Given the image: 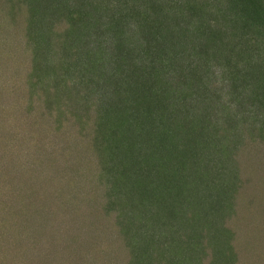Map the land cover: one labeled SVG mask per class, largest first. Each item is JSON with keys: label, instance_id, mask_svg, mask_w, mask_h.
Here are the masks:
<instances>
[{"label": "trees", "instance_id": "obj_1", "mask_svg": "<svg viewBox=\"0 0 264 264\" xmlns=\"http://www.w3.org/2000/svg\"><path fill=\"white\" fill-rule=\"evenodd\" d=\"M0 6V36L23 30L27 61L51 45L26 77L43 92L19 131L41 126L34 156L2 126L0 264H117L112 251L120 264H213L217 249L235 263L236 200L264 188V0Z\"/></svg>", "mask_w": 264, "mask_h": 264}, {"label": "rangeland", "instance_id": "obj_2", "mask_svg": "<svg viewBox=\"0 0 264 264\" xmlns=\"http://www.w3.org/2000/svg\"><path fill=\"white\" fill-rule=\"evenodd\" d=\"M1 8L2 6H0V9ZM24 15H26V17H29V14L27 12L19 14L16 19V22L18 24L24 22L25 19ZM0 30H1V26H0ZM18 30L19 29L17 28V26H15L14 30H12L10 33H6L5 35L3 34L0 36V54L1 55L5 54L4 56L0 55V145H4L2 143H4L3 133L5 132V130L2 131V126L5 123L7 125L6 131L8 133H17L16 134L17 139H19L18 134L20 135V138L21 136L23 137L24 144L21 146H23L24 149L28 150L30 154L32 153V157H33L35 151L34 149H32L33 147L32 137H34L33 135H36L37 133L40 132L41 126L37 125L38 127L36 126V129L34 128L33 131H30L28 129L25 130L23 129V131L21 130V132L19 131L20 129L23 128V122H22L23 117L27 116L31 119L33 118L35 120L39 119L38 118L39 116L37 115V111L39 112L40 110H43L42 108H40L41 101L43 100V92L40 89L39 84H34L35 83L34 80L26 79V77H29L31 74L36 73L35 71L37 70V68L47 67L45 66V63L49 57L48 46L51 45L44 43L42 49L35 51L34 60L27 61L28 58L25 56V52H24L25 46L22 45L25 43L24 42L25 40L23 39L25 38L24 31L22 30V28H21L22 31L19 30L20 31L19 32ZM77 30L78 33L81 32L80 29ZM79 37L84 38L83 36H79ZM115 43L123 44L122 41H115ZM77 44H78V39L76 45ZM126 45L129 47L130 42L126 43ZM118 48H120V46H118ZM123 50L127 52L128 50L130 51V48H128V50L126 51L124 47H121L122 52ZM126 54L129 53L127 52ZM127 59L128 56L125 58V60ZM37 60H39V64H40V65L38 64V67H37V63L35 62ZM13 61H16V63L18 62L19 66L16 67L15 66L16 63H13ZM22 62L25 63V65L28 64V67L26 68L22 64ZM30 67L32 71H30ZM134 68H135L134 65L131 66V69ZM16 70H20V71L15 73ZM146 70L147 69L142 68V74L145 73ZM28 80L33 82L32 87L31 84H28ZM221 82L219 86H221L223 90H225L224 92H227V90L225 89L226 88L225 85H227L225 79H223ZM33 88L35 89V91H33ZM30 92H32L33 95H30ZM97 98H98L97 101L101 99L99 97ZM195 113L197 112L191 114H195ZM8 116L10 117L9 118L10 120H6L8 119ZM192 119L193 121H196L198 119V115L197 114L193 115ZM39 122L41 123V125H43V121L42 122L39 121ZM84 131L85 134H88L89 137L92 136L93 134V131H89L88 128H86ZM85 134L81 136H85ZM76 137H79V135ZM131 152H133V150H131ZM232 152L231 150H229L225 153L224 155L225 162H228L225 159L228 157L230 158ZM241 153L242 155H239V157H237L240 162L243 161V158L246 159L248 156V152L246 150L245 151L241 150ZM241 191L242 194L239 196L238 200H236V204L237 206H239V209H237L235 213L236 215L235 217L237 219H235L233 222L232 221L230 222V224L233 223L232 225L236 233V240H234L235 245L234 244L232 245V248L233 246H235L233 248L234 254L236 255L235 263L232 254L226 256L227 253L225 252L222 254L224 256V259L218 257L219 255L221 256V254L220 252H217L218 251L217 249L215 253L213 251L209 253V255L215 256V258H213V262H212L213 264H264V219L256 218L259 217V214L261 212L263 213L264 216V188L263 187L257 188L256 186H251L249 187V189L245 188V190H241ZM1 197L2 199L5 198L3 196ZM26 201L28 204L30 203L32 204V201L30 199H27ZM252 207L254 209H252ZM19 210L20 207L15 208V212H18ZM28 211H30V209H28ZM31 211L33 212L32 208ZM248 213H253V214L249 215ZM245 216H249V218L245 219ZM237 224H244L246 227L243 228L242 225L241 227H238ZM99 225L105 228H110V226L104 222H99ZM106 234H108L110 238L117 236L111 233V230H108ZM31 236H33L32 231H30V233H27L24 236L23 240L25 241V243L28 242L27 239L30 238ZM215 243H217V240H212L211 249L213 250L215 248L214 245ZM136 247H138V245H135L134 249ZM30 251L33 250L30 249ZM110 254L113 255L115 259V260L113 259L115 261V262L113 261V263L120 264L121 261L117 259V257L120 256V253L116 251H112ZM195 258L196 257H194V259ZM210 258H211L210 256H206L204 258V264H209ZM219 258L220 260H218ZM194 259L192 260L190 258V260H188L189 263L193 264L194 262L198 261Z\"/></svg>", "mask_w": 264, "mask_h": 264}]
</instances>
